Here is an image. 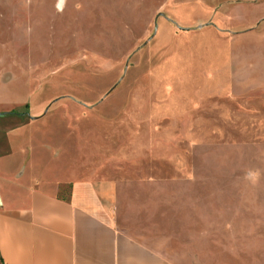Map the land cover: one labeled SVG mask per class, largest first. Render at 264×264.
Returning a JSON list of instances; mask_svg holds the SVG:
<instances>
[{
    "label": "rangeland",
    "instance_id": "obj_1",
    "mask_svg": "<svg viewBox=\"0 0 264 264\" xmlns=\"http://www.w3.org/2000/svg\"><path fill=\"white\" fill-rule=\"evenodd\" d=\"M59 2L0 0L8 186L111 177L179 263L264 264V0Z\"/></svg>",
    "mask_w": 264,
    "mask_h": 264
},
{
    "label": "crops",
    "instance_id": "obj_2",
    "mask_svg": "<svg viewBox=\"0 0 264 264\" xmlns=\"http://www.w3.org/2000/svg\"><path fill=\"white\" fill-rule=\"evenodd\" d=\"M1 169L0 264H181L121 226L114 178L12 187Z\"/></svg>",
    "mask_w": 264,
    "mask_h": 264
},
{
    "label": "trees",
    "instance_id": "obj_3",
    "mask_svg": "<svg viewBox=\"0 0 264 264\" xmlns=\"http://www.w3.org/2000/svg\"><path fill=\"white\" fill-rule=\"evenodd\" d=\"M11 113H17V114H23V113H21V112H19V111H11ZM0 114H6V113H0Z\"/></svg>",
    "mask_w": 264,
    "mask_h": 264
},
{
    "label": "water",
    "instance_id": "obj_4",
    "mask_svg": "<svg viewBox=\"0 0 264 264\" xmlns=\"http://www.w3.org/2000/svg\"><path fill=\"white\" fill-rule=\"evenodd\" d=\"M62 4H63V0H60L59 7H62Z\"/></svg>",
    "mask_w": 264,
    "mask_h": 264
}]
</instances>
